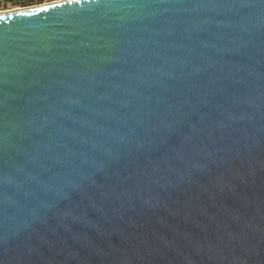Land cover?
<instances>
[{
  "label": "water",
  "instance_id": "1",
  "mask_svg": "<svg viewBox=\"0 0 264 264\" xmlns=\"http://www.w3.org/2000/svg\"><path fill=\"white\" fill-rule=\"evenodd\" d=\"M0 264H264V0L0 11Z\"/></svg>",
  "mask_w": 264,
  "mask_h": 264
},
{
  "label": "rangeland",
  "instance_id": "2",
  "mask_svg": "<svg viewBox=\"0 0 264 264\" xmlns=\"http://www.w3.org/2000/svg\"><path fill=\"white\" fill-rule=\"evenodd\" d=\"M58 0H0V11L32 7L43 3H51Z\"/></svg>",
  "mask_w": 264,
  "mask_h": 264
},
{
  "label": "bare ground",
  "instance_id": "3",
  "mask_svg": "<svg viewBox=\"0 0 264 264\" xmlns=\"http://www.w3.org/2000/svg\"><path fill=\"white\" fill-rule=\"evenodd\" d=\"M59 1V0H58ZM43 4H47V3H43ZM43 4H41V5H43ZM37 6H39V5H37ZM27 7H29V6H27ZM32 7H34V6H32ZM22 8H26V7H22Z\"/></svg>",
  "mask_w": 264,
  "mask_h": 264
}]
</instances>
